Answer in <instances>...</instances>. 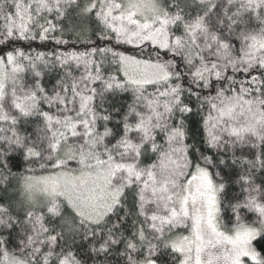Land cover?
I'll use <instances>...</instances> for the list:
<instances>
[{
    "label": "snow or ice",
    "instance_id": "6c2138e0",
    "mask_svg": "<svg viewBox=\"0 0 264 264\" xmlns=\"http://www.w3.org/2000/svg\"><path fill=\"white\" fill-rule=\"evenodd\" d=\"M66 31L0 53V264H264V0H0Z\"/></svg>",
    "mask_w": 264,
    "mask_h": 264
},
{
    "label": "trees",
    "instance_id": "16d2710c",
    "mask_svg": "<svg viewBox=\"0 0 264 264\" xmlns=\"http://www.w3.org/2000/svg\"><path fill=\"white\" fill-rule=\"evenodd\" d=\"M60 37V33L51 34L49 39L47 40H40L39 38L35 40H13L10 45H0V53L4 50H11L12 48H20L23 49L25 52L32 53L33 55L37 52H44V53H60V52H69V51H77V52H84L89 50L90 47L99 46V47H113L115 45V41H103V40H96V37L93 35L92 39L96 40L95 45H89L86 43L81 42V39L77 37L75 33L72 32H65L63 35V39L67 40V44H57L56 40L52 37ZM116 47L123 48L121 46L116 45ZM39 71L44 73L45 83L51 86L55 83L56 79L61 76L64 72V69L59 67H48L45 68L44 66H40ZM18 158L13 160V164H18ZM20 170L17 167L13 168V171ZM14 183V182H13ZM260 245H264V240L259 242ZM259 246V245H258ZM264 250V249H262Z\"/></svg>",
    "mask_w": 264,
    "mask_h": 264
}]
</instances>
